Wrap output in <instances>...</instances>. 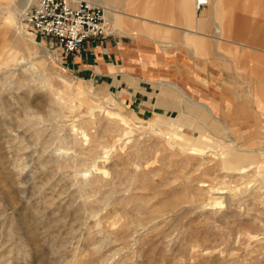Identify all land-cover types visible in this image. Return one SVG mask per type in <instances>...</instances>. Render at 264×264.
Here are the masks:
<instances>
[{"label":"rangeland","instance_id":"rangeland-1","mask_svg":"<svg viewBox=\"0 0 264 264\" xmlns=\"http://www.w3.org/2000/svg\"><path fill=\"white\" fill-rule=\"evenodd\" d=\"M221 2L218 40L208 16L215 41L260 39L264 50V0ZM158 4L162 20L116 4L128 14L124 30L185 27L172 23L181 20L172 1ZM26 9L23 0H0V264H264V66L221 111L247 118L252 137L243 141L259 147L189 125L185 134L203 131L222 145L185 146L165 123H150L154 115L137 116L100 81L65 69L53 40L19 30L10 14ZM205 13L207 6L197 12ZM210 107L219 118L221 109ZM231 149L253 150L256 166L226 169Z\"/></svg>","mask_w":264,"mask_h":264},{"label":"crops","instance_id":"crops-1","mask_svg":"<svg viewBox=\"0 0 264 264\" xmlns=\"http://www.w3.org/2000/svg\"><path fill=\"white\" fill-rule=\"evenodd\" d=\"M88 1L105 9L106 35L101 39L87 41L77 54L66 55L60 52L61 64L65 69L89 77L92 81H100L137 116L146 118L154 115L155 118L153 117L150 123L159 128L165 123V126L177 133L185 146L192 145L199 149L204 145L221 146L220 141H213L209 136L212 127L225 131L231 139L232 136L236 137V140L232 139L233 143L238 142L241 148L259 147L258 141H243L249 136L252 137L247 131V118L234 109H231L229 117L221 111L224 110L223 105L226 106L230 102L227 99L240 97L241 94L243 96L245 89L250 88L248 83L246 84L247 75L254 74L264 66L263 44L260 39L252 41L250 44L253 46L231 42L225 38V41H215L218 40L217 35L222 34V27L216 32L214 39L215 30L213 25L208 24V16L213 17L215 23L219 24L218 18L222 19L224 10L221 0H209L207 7L210 13L200 17L195 8L196 0H170L171 8L175 7L180 12L182 23L167 19L185 27L165 24L156 28L151 25L149 31L145 32L124 30V26H129L127 20H124L128 14L123 12L124 9L117 11L116 4H124L129 7L128 10L134 12L140 10L144 17L161 19L167 16L166 11L158 4L164 0H148V4H143L145 0L142 3L139 0ZM195 18L204 20L207 26L205 27V22H197V26L203 28L198 29ZM209 21L212 23L211 18ZM227 28L225 33L228 32ZM246 28V25L238 26V33H245ZM144 33L149 37L144 36ZM254 33H259V28H255ZM157 37L164 40L159 41ZM190 38L200 40V44H189ZM251 38L253 40V37ZM232 45L237 49L232 48ZM183 100L187 105L183 104ZM110 101L117 103L113 98H110ZM210 105L214 106L215 110L221 109L217 110L221 112L217 115L219 118L212 113ZM207 113L210 115L209 119L202 116ZM155 114L168 118L164 120ZM200 117L206 121L205 128L199 120ZM240 123L241 127L238 126ZM188 125L192 128L202 127L209 135L203 131H200L198 137L187 135L181 127L190 129ZM232 125H237V133L232 132ZM251 151L241 156L234 153L235 149L223 152L225 156L222 160L231 161L229 165H224L225 168H237L239 172H243L242 168L246 166L254 168L258 154ZM236 164H241L242 168H238ZM260 176L264 178V173H260Z\"/></svg>","mask_w":264,"mask_h":264},{"label":"built area","instance_id":"built-area-1","mask_svg":"<svg viewBox=\"0 0 264 264\" xmlns=\"http://www.w3.org/2000/svg\"><path fill=\"white\" fill-rule=\"evenodd\" d=\"M205 2L197 0V10ZM20 21L35 38L53 40L66 55L106 35L104 10L87 0H33Z\"/></svg>","mask_w":264,"mask_h":264},{"label":"bare ground","instance_id":"bare-ground-1","mask_svg":"<svg viewBox=\"0 0 264 264\" xmlns=\"http://www.w3.org/2000/svg\"><path fill=\"white\" fill-rule=\"evenodd\" d=\"M32 1L33 0H23V3H24V7L26 6L27 8L30 6V4L32 3ZM88 1V0H87ZM90 2V1H89ZM104 2H105V0H104ZM196 3H197V0L195 1V8H196ZM208 3H209V0H206V2H205V4H204V6H207L208 5ZM92 4H94V3H92ZM222 4V3H221ZM220 4V5H221ZM213 6V5H212ZM105 10V9H104ZM196 10H197V8H196ZM198 11V10H197ZM106 13V12H105ZM10 17H12L14 20H15V23L17 24V27H18V29L19 30H22L23 29V24L21 23V16L19 17V16H16V15H13V14H10ZM105 19H106V17H105ZM220 21H219V24H216V28H217V31L221 28V19L220 18H218ZM10 22V21H9ZM107 23V22H106ZM227 25H228V23H227ZM222 29V28H221ZM27 32V34H30L28 31H26ZM219 34V33H218ZM31 35V34H30ZM116 118V117H115ZM122 120H124V119H122ZM185 143V142H184ZM224 162L225 163H227V164H230L231 163V161H228V160H224ZM230 170H234L233 168H229ZM213 193V192H212ZM213 197V196H212ZM211 197V198H212ZM212 203V205H215V206H222V203L220 202V201H217L215 198L213 199V201L211 202ZM220 208V207H219Z\"/></svg>","mask_w":264,"mask_h":264}]
</instances>
